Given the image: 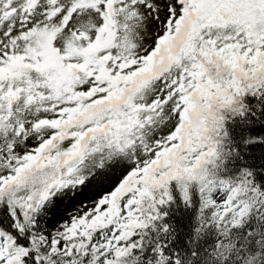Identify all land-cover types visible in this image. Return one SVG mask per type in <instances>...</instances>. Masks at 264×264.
Wrapping results in <instances>:
<instances>
[{
  "label": "snow or ice",
  "instance_id": "obj_1",
  "mask_svg": "<svg viewBox=\"0 0 264 264\" xmlns=\"http://www.w3.org/2000/svg\"><path fill=\"white\" fill-rule=\"evenodd\" d=\"M0 264H264V0H0Z\"/></svg>",
  "mask_w": 264,
  "mask_h": 264
}]
</instances>
